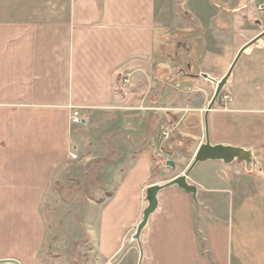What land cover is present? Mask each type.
<instances>
[{
    "label": "crops",
    "instance_id": "1",
    "mask_svg": "<svg viewBox=\"0 0 264 264\" xmlns=\"http://www.w3.org/2000/svg\"><path fill=\"white\" fill-rule=\"evenodd\" d=\"M155 2L0 0V191L2 187L38 191L53 167L74 164L70 155L77 146L72 145L69 108L110 109L122 97L120 75L125 69L150 60L155 50L164 53L162 29L156 32L154 24ZM242 3L238 0L236 6L243 7ZM241 9L222 12L231 19L238 16L236 27L226 26L225 32L246 25L248 16L252 19ZM220 13L216 8L213 18ZM254 24L255 33L242 44L264 30L258 20ZM242 58L227 110L217 104L208 114L210 141L263 150L264 95L253 96L247 88L254 82L264 86V40ZM203 71L182 77L194 80L189 92L197 94L179 102V108L194 110L180 123L191 140L184 158L193 155L191 138L200 135L202 141L199 111L208 103V80H212ZM257 96L259 102H254ZM187 119L196 123V131L187 130ZM155 150L149 147L133 158L110 201L100 207L99 236L94 241L100 260L123 255L116 264L134 263L137 250L124 246V230L138 216L140 189L145 190L142 186L157 160ZM244 171L242 164L196 165L188 180L198 188V210L190 195L177 187L159 193L160 208L150 221L145 242L146 264H264V169L258 175ZM8 178L14 186H3ZM197 222L202 237L195 229Z\"/></svg>",
    "mask_w": 264,
    "mask_h": 264
},
{
    "label": "rangeland",
    "instance_id": "2",
    "mask_svg": "<svg viewBox=\"0 0 264 264\" xmlns=\"http://www.w3.org/2000/svg\"><path fill=\"white\" fill-rule=\"evenodd\" d=\"M237 2L238 0H156L154 24L156 32L162 29L165 38L164 53L161 55L155 50V55L150 60L143 59L130 69L124 68L126 75H120V80L127 79L129 83L124 84L122 97L110 109L79 111L69 108L72 145L77 146V151L69 154L70 159L74 155V164L66 162L58 164L55 169L53 167L38 191L1 188L0 260L19 262L20 259V264H116L122 260L123 255L100 260L94 253V241L99 236L101 224L100 207L110 201L125 175L124 172L133 164V158L149 147L156 148L155 154L158 157L152 164L149 180L142 187L163 185L187 170L197 148L205 141L204 111L207 105L199 111L203 113V118L199 121L202 141L199 139L200 135L195 139L191 138L195 143L193 155L191 158L190 154L184 158L182 156L191 140L180 123L183 122L184 115L191 114L190 111L194 110L179 108V102L182 103L184 99L187 101L189 97L194 98L197 94L189 92L195 85L194 80L182 78L183 75L206 73L203 70L210 73L212 80H208L209 103L216 83L225 75L238 51L246 42L264 31L242 44V39H248L255 33L254 20L264 26V0H243V7L241 4L236 6ZM218 7L221 13L218 18H213ZM240 8L242 12H250L252 19L248 16L246 25H238V29L225 32L226 26L236 27L238 16L231 19L222 12ZM160 56L163 60H159ZM241 56L231 73L228 89L220 93L211 111L218 108L217 104L221 105L218 109L227 110V102L230 100L228 93L232 91V82L236 84L237 74L244 62ZM159 71L166 74L161 76ZM165 75L167 77L164 79ZM248 85L247 90L251 95H264L262 82ZM224 96L229 98L226 103L222 100ZM259 98L257 96L254 102H259ZM155 114L160 116L161 123L169 126L166 136L161 133L160 125L151 136L148 135V116ZM75 119H85L86 123L74 124L72 122ZM207 122L209 133V116ZM185 124L189 132H192V128L196 131V123L191 119H187ZM209 143L217 145L211 143L210 135ZM261 145L263 150L241 147L252 152L257 164L254 174L257 175L264 169V141ZM167 159L175 162V171L165 165ZM90 162L92 164L87 166ZM14 174L15 171L11 177ZM190 175L191 173L188 178ZM9 178L3 181V186H14L13 179ZM28 184L29 181L25 186ZM141 189L138 216L124 230L123 238L124 246L128 244L136 247L137 257L133 264L139 263V251L137 243L132 241V235L146 207L145 190ZM159 208L158 202V209L150 217L140 236L142 249L144 248L141 264L148 261L144 254L146 237L150 221ZM195 229L202 237L200 223H195ZM118 233L117 231L116 234Z\"/></svg>",
    "mask_w": 264,
    "mask_h": 264
},
{
    "label": "water",
    "instance_id": "3",
    "mask_svg": "<svg viewBox=\"0 0 264 264\" xmlns=\"http://www.w3.org/2000/svg\"><path fill=\"white\" fill-rule=\"evenodd\" d=\"M264 40V31L260 34L249 40L242 46V48L238 51L235 56L233 62L231 63L229 69L225 73V75L216 83L214 93L207 104V107L204 111V143L200 144L197 148L195 154L193 155V159L189 164L187 170L179 176H176L169 180L167 183L163 185H151L145 188V202L146 207L142 211V217L139 223L136 226L135 233L132 235V241L137 243L138 253H139V263L141 264L143 258V249L140 243V236L142 231L147 226L150 217L155 213L158 209V195L161 191L169 187H177L182 190L186 194L190 195L191 202L195 206L196 210L199 208L197 196H198V188L194 184L188 182V176L194 167L197 164H204L207 162H220L223 166H230L233 163L243 164L246 171L256 172V162L252 152L250 150H245L241 147L237 146H223L220 144L211 145L209 143V133H208V122L207 116L208 113L214 107L220 93L223 90L228 89V82L231 76V73L239 59V57L243 54V52L248 49L252 45H256L259 41ZM203 78H208L207 75H203ZM165 165L172 170H176V164L172 160H167ZM0 264H20L16 260H0Z\"/></svg>",
    "mask_w": 264,
    "mask_h": 264
},
{
    "label": "trees",
    "instance_id": "4",
    "mask_svg": "<svg viewBox=\"0 0 264 264\" xmlns=\"http://www.w3.org/2000/svg\"><path fill=\"white\" fill-rule=\"evenodd\" d=\"M148 119L150 121V125H148L147 130H148V135L151 136L154 133V130L161 124V118L159 115H150L148 116ZM92 162H90L88 165H91ZM247 175H252L250 172H245Z\"/></svg>",
    "mask_w": 264,
    "mask_h": 264
},
{
    "label": "built area",
    "instance_id": "5",
    "mask_svg": "<svg viewBox=\"0 0 264 264\" xmlns=\"http://www.w3.org/2000/svg\"><path fill=\"white\" fill-rule=\"evenodd\" d=\"M123 83L126 85V84L129 83V80L124 79V80H123ZM228 99H229V98H228L227 96H224V99H222V100H223L224 103H226ZM72 123H74V124H78L79 121H78L77 119H75L74 122H72ZM160 129H161V133H162L164 136H166V133H167L168 130H166L164 127H160ZM72 158L75 159L74 156H73Z\"/></svg>",
    "mask_w": 264,
    "mask_h": 264
}]
</instances>
